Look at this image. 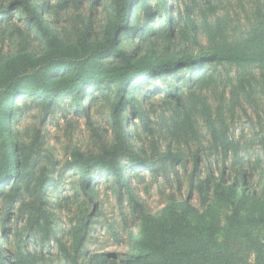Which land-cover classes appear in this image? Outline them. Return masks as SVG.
Wrapping results in <instances>:
<instances>
[{
    "label": "rangeland",
    "instance_id": "1",
    "mask_svg": "<svg viewBox=\"0 0 264 264\" xmlns=\"http://www.w3.org/2000/svg\"><path fill=\"white\" fill-rule=\"evenodd\" d=\"M16 2L0 0V9L9 8L12 16L7 20L0 12V77L7 62L21 54L38 60L48 49L35 29L28 26L27 16ZM46 2L52 5V10H47ZM249 2L215 0L218 7L216 14L222 19L218 25L214 23L209 6L205 5L200 11L208 19L209 26L200 25L195 35L190 28L191 23L183 22L176 35L169 37L164 23L167 15L160 10L161 0H151L152 23L146 22L143 14L135 9L132 11L133 28L120 34L116 32L113 36L115 45L132 57L135 66L165 62L173 64L188 59L208 61L212 55L217 58L228 55L235 57L240 52L232 48H236L239 36L246 33ZM33 3L42 5L43 20L66 43V47L77 49L84 32L89 36L91 47H107L103 30L114 13L110 0H34ZM167 3L169 10H174L176 0H167ZM200 11L194 18L199 23ZM103 51L85 62V70L78 84L81 87V108L76 106L74 96L67 91L75 72L74 65L53 66L44 78L49 86L58 90L60 110L45 111L44 105L36 104L38 99L34 100L28 95L33 83H19L11 95V101L6 103V107L9 104L12 107L7 119L8 128L0 140L15 145L24 163L28 159H38L34 169L36 174L43 170L48 178L55 181L43 189L42 207L52 220L51 226L57 231L59 241L65 244L70 254L73 253L71 246L74 238L78 237L83 239L81 253L123 256L131 253L128 238L129 233L133 232L132 228L143 225L137 208L130 205L127 195L118 202L117 188L112 178L103 173L97 178L87 177L88 186L83 191L79 183L82 171L68 166L76 162L78 156H97L120 144V131L110 119L115 99L113 87L109 86L120 72V63L115 55ZM214 67L217 70L215 76L192 88L196 99H189L186 109L177 113L176 120L171 114L172 105L162 99L160 93L164 87L159 81L153 83L145 80L133 84V98H130L143 106L141 110L149 112L150 132L145 130L135 114L129 115L127 106H121L116 116L127 133V144L145 159L159 158L166 177H155L147 169L136 168L131 172L132 180L128 184L137 207H142L144 213L160 221H171L174 215L186 209V215L193 224L198 227L210 224L214 227V234L198 233V238L210 250L231 253L244 264H254L256 255H259V263L264 264V223L244 225L242 228L230 226L225 220L229 214L228 204L213 196L208 187L211 178L217 177L224 163L228 165L229 161L225 162L223 153L216 150L206 123V112L210 113L212 121L221 103L225 124L235 141L248 154L244 169L250 177L247 189L254 199L241 208V213L264 216V153L259 144L260 137L264 135V81L256 67L249 68L254 78L255 102L240 101V93L231 95L238 80L233 81L232 85H227L225 80L234 77L237 67L219 63ZM94 82L98 83L97 88L92 87ZM198 95L205 96L207 109L196 105ZM82 108L88 118L82 113ZM195 160L198 173L192 177ZM52 164H55L53 171ZM28 202L26 195L24 203ZM19 208L23 209L18 201L7 209L0 200V245L4 259H10L11 264H65L52 239L48 243L49 252L44 248L39 249L46 231H32L27 214L23 212L19 215ZM3 217L6 218L2 231ZM134 233L137 238L143 237L141 231ZM33 257L38 259L37 262L32 261Z\"/></svg>",
    "mask_w": 264,
    "mask_h": 264
},
{
    "label": "trees",
    "instance_id": "2",
    "mask_svg": "<svg viewBox=\"0 0 264 264\" xmlns=\"http://www.w3.org/2000/svg\"><path fill=\"white\" fill-rule=\"evenodd\" d=\"M110 1L114 5V13L112 20L107 23L103 30V35L106 36L105 46L107 47L105 49L91 47L88 43L90 41L89 36L84 32L81 35L79 47L75 49L66 47V43H63V40L57 37L45 23L41 13L42 5L33 3L34 0H17L15 4L27 16L26 23L35 29V32L48 49L38 60L26 58L21 54L18 58L6 63L5 71L0 77V139L8 128L7 119L12 107L10 104L6 107V103L11 101V95L19 83L24 81L33 83L28 95L34 100L38 99V101H35L36 104L39 106L44 105L45 111L60 110L58 90L49 86L44 78L47 71L53 66L74 65L75 72L67 91L74 96L76 106L79 108L81 87L78 84L85 70V62L93 55L101 52V50H104L105 54L115 55V58L119 59L120 72L109 85L113 87L115 99L110 119L120 131V144L117 148L104 150L97 156L88 158L78 156L76 162L68 166L76 167L82 171L79 183L83 191L88 186L87 177L97 178L100 173H103L112 178L117 188L118 202H121L124 196L127 195L130 205L134 206L133 208H137L143 225L137 229L136 227L132 228L133 232L129 233L128 240L131 253L128 252L123 256L119 254L86 255L85 252H80L83 239L75 237L71 246L73 253L70 254L65 244L59 241L57 231L52 229V220L44 210V207H42L41 196L43 195V189L45 186L54 184L55 181L48 178L43 173V170L38 175L36 174L34 169L38 159L34 161L28 159L24 163L20 154L16 151V146L3 140H0V200L7 209L13 202L18 201L19 206L23 208H19V215H22L23 212L27 214L30 229L35 233L40 229L46 231L45 237L40 242L39 249L42 250L44 248L49 252L48 243L52 239L56 247H58V252L63 257L65 264H244L240 258L235 257L231 253L210 250L204 241L198 238V233L207 232L209 235L214 234L216 233L214 227L210 224L202 227L193 224L186 215V209L174 215L175 217L171 221H160V219L144 213L142 207H137V202L128 184L132 180L131 172L136 170V168L147 169L155 177L165 178L166 176L161 165L162 161L159 158L145 159L133 146L127 144V133L122 125L119 124L116 114L121 106L123 108L127 106L129 115L135 114L145 130L150 132L151 127L148 125L149 112L144 111V109L141 110L143 106L139 102H133V99H131L133 98L131 95L135 88L134 85L150 80L153 83L159 81L164 87L160 94L164 102H169L172 105L171 114L176 120L178 117L177 113H181L186 109L189 99H196V95L192 93V88L212 80L213 76H215L217 73L214 67L216 63L231 64L237 67L238 71H235L234 77L225 79L227 85H232L233 81L238 80L237 87L231 91V95L234 96L240 93L242 99L238 100L254 103L253 96L256 95L254 94L256 91L252 87L254 78L249 68L252 66L256 67L264 81V0H250V13L245 20L246 33L244 36H239L238 43H235L236 48H232L240 52L235 57L228 55L223 58H217L212 55L211 60L208 61L188 59L173 64L165 62L144 64L142 66H135L132 62V57L117 49L113 36L116 32L120 34L133 28L131 27L132 11L135 9L143 14L146 22L151 24L153 21L150 10L151 0ZM214 1L176 0L174 10L170 11L167 0H161L160 10L167 15L164 23L168 36L174 37L183 22L185 24L191 23L190 28L195 35L198 34L202 25L209 26L208 19L200 11L205 5L209 6L214 23L218 25L222 19L216 14L217 11L215 9L218 7ZM46 3L48 5L49 2ZM195 9H198V11L195 12ZM47 10H52V5L49 4ZM199 11L201 16L200 23L194 19ZM0 12L4 13V17L7 20L12 18L9 8H2ZM182 70L185 71L182 72ZM182 82L183 84H181ZM97 86L98 83H92L93 88H97ZM108 90L110 91V89ZM204 100H206L205 96L198 95L196 105L207 109ZM222 107L221 103L217 106L212 121L210 113L206 112L208 119L206 123L209 125L210 135L216 150L222 152L225 162L229 161V163L228 165L224 163L225 165L219 175L211 178L208 187L213 196L228 204L229 214L225 216V220L230 226L238 228H242L244 225L257 226L264 223V216H250L247 213H241V208L245 207L251 199H254L253 194L247 189L250 177L244 169L245 158L248 155L246 153L247 150L238 141H235L233 133L229 131V127L225 124ZM81 110L85 117L88 118L83 108ZM259 144L264 153V135L260 137ZM156 154L157 152L154 153V156ZM126 165H129L130 168L125 169L124 166ZM173 165L172 163L171 167ZM54 166L55 164H52V171ZM195 173H198L196 160L191 176L193 177ZM192 186L193 180L191 178L190 188ZM26 195L29 198L27 204L24 203ZM185 207L188 208L186 203ZM3 216H6V214L4 215L3 213ZM5 218L3 217L2 219V231L4 230ZM136 230L141 231L143 237L137 238L134 233ZM48 234H50V237ZM4 255L0 245V264H11L10 259H4ZM37 260L34 257L32 259L33 262H37ZM254 264H260L259 255H256Z\"/></svg>",
    "mask_w": 264,
    "mask_h": 264
}]
</instances>
